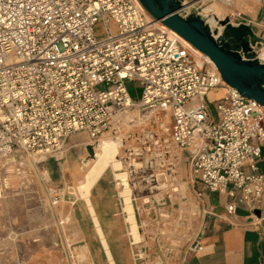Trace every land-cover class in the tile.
Segmentation results:
<instances>
[{
  "label": "built area",
  "instance_id": "1",
  "mask_svg": "<svg viewBox=\"0 0 264 264\" xmlns=\"http://www.w3.org/2000/svg\"><path fill=\"white\" fill-rule=\"evenodd\" d=\"M234 1L179 0L177 13L198 15L214 40L234 49L203 8L223 5L230 10L223 19L250 26ZM256 37L258 58L264 36ZM197 51L139 0H0V162L15 160L12 173H0V193L10 174L39 175L47 160L61 159L72 133L85 132L92 143L120 139L129 177L152 190L175 193L185 163L194 183L226 196L229 214L243 207L258 223L264 107L225 83L213 64L199 63ZM126 81L141 85L137 99ZM217 88L224 94L208 102ZM202 250L196 240L186 249Z\"/></svg>",
  "mask_w": 264,
  "mask_h": 264
},
{
  "label": "rangeland",
  "instance_id": "2",
  "mask_svg": "<svg viewBox=\"0 0 264 264\" xmlns=\"http://www.w3.org/2000/svg\"><path fill=\"white\" fill-rule=\"evenodd\" d=\"M241 1L242 3L234 2L231 8H245L241 10L252 20L254 13L248 8L252 7L255 10L260 7V4L257 0ZM203 8L204 11L217 13L220 20L230 12L227 7L215 3L207 4ZM213 8H216L218 12H215ZM110 26L112 27L113 24L110 23ZM102 30V24L98 23L94 29L95 34L101 36ZM259 51L260 49L258 53ZM197 57L199 63L203 59L206 60L204 56L197 55ZM126 88L133 99H137L141 94L142 88L139 82L126 81ZM223 94L224 90L217 88L211 90L206 99L212 102ZM140 131L141 128L132 130L136 132V136ZM123 132L120 133V137L124 135ZM86 136L85 132H75L67 142L73 145L68 152L84 157V166L79 164L84 172L89 166V161L87 162L86 159L93 155V153L88 154L85 144L88 143L97 153L100 151L99 142L91 143ZM262 150L264 153V148ZM122 153L121 148L116 158L123 163L124 168L113 171L111 167H107V174H111L112 171L114 173L128 171L126 162L129 160L121 158ZM10 158L13 159V157ZM12 159L8 158L0 162L3 165L0 171L2 175L6 170L12 173L15 164V160ZM19 160L16 159L18 162ZM257 165L260 172L264 171V161L258 162ZM184 170L189 171L188 165ZM10 175H12V188L0 193V264H92L90 254L87 260L78 257V252L83 247L87 248L84 245L86 242L89 244L90 251L94 254L97 250L103 259V264H107L105 249L100 239L96 235L86 238L87 240L83 238L75 215L78 205L84 201L93 221L90 209L93 207L89 198L87 201L84 191L79 189L80 181L74 187H66L62 190L50 183L44 185L39 179L41 176L44 177L41 173L38 175L36 172L27 171L20 180L16 176L13 177L14 174ZM180 178L184 182L190 179L184 173ZM116 182L117 180L114 181V185L110 184L108 201L113 196L116 197L119 200V211L116 215L109 217L112 221V229H106L103 232L110 243L117 264L173 263L176 253L181 249L184 251L187 249L195 230L196 212L189 211L186 216V212L182 210L188 206L186 191L179 194L170 189L152 190L150 185L147 186L142 181V177H128L131 203L137 225L139 224L138 231L142 236L138 243H132L133 240L127 233L129 232L128 224L124 222L125 212L123 211V194H121L123 187L116 186ZM87 220L90 222L89 216Z\"/></svg>",
  "mask_w": 264,
  "mask_h": 264
},
{
  "label": "crops",
  "instance_id": "3",
  "mask_svg": "<svg viewBox=\"0 0 264 264\" xmlns=\"http://www.w3.org/2000/svg\"><path fill=\"white\" fill-rule=\"evenodd\" d=\"M240 1L235 0L234 2L242 3ZM241 9L245 8L241 7ZM248 9L254 13L252 24L250 25L254 34L260 37L264 36V8L260 5L255 10L252 7ZM69 137L66 140L61 159L55 160L51 158L47 160L41 165L39 171L44 176L39 177V179L43 178L47 184L50 183L62 190L66 187H74L83 179L84 173V169L81 166L84 163V157L76 156L72 152H68L73 146L67 143ZM86 137L90 141L89 136L87 135ZM86 147L89 153L91 146L87 143L85 144ZM263 148L264 145L261 147L262 154L258 162L264 161ZM80 163L81 165H79ZM186 166L184 163L181 174L183 175L184 173L190 179L182 182L185 184L188 201L191 199L196 204V209L194 210L196 212V216L194 217L195 230L190 242L194 240L198 241L203 246V250L199 253H190L181 249L176 253L174 262L172 261L173 263L171 264H264V205L259 215H257L259 218L258 223L253 221L250 213L243 207H238L234 213L229 214L225 208L226 196L210 191L203 185L194 183L191 179L190 171L184 170ZM113 171L111 174H107L105 170L91 186L89 192L91 205L103 231L112 229V221L109 217L110 215H116L119 211V200L116 197L113 196L108 201L110 184L114 185V181L116 180V173ZM31 173L34 172L31 171ZM261 173L264 174V171H261ZM11 176L6 177L7 186L2 188V192L12 188ZM16 178L21 179V177L17 176ZM188 213L189 211L185 215L187 216ZM75 215L81 227L83 238L88 239L94 235L98 238L91 215L84 201L78 205ZM88 216L90 222L87 220ZM84 245L89 250L92 264H103V259L98 251L95 250L93 254L90 251L88 242ZM108 245L115 264H117L110 243Z\"/></svg>",
  "mask_w": 264,
  "mask_h": 264
},
{
  "label": "water",
  "instance_id": "4",
  "mask_svg": "<svg viewBox=\"0 0 264 264\" xmlns=\"http://www.w3.org/2000/svg\"><path fill=\"white\" fill-rule=\"evenodd\" d=\"M139 1L156 19L206 55L225 83L264 107V63L258 60L252 49L257 37L249 25L233 26L227 18L219 20L224 26L220 39H228L234 47L231 49L213 39L208 26L203 25L198 15L183 17L178 14L179 0ZM239 49L245 54L244 58ZM89 153H93L91 147ZM254 213L259 215L260 211Z\"/></svg>",
  "mask_w": 264,
  "mask_h": 264
},
{
  "label": "bare ground",
  "instance_id": "5",
  "mask_svg": "<svg viewBox=\"0 0 264 264\" xmlns=\"http://www.w3.org/2000/svg\"><path fill=\"white\" fill-rule=\"evenodd\" d=\"M185 6L187 7L188 4ZM213 9L215 10V12H218L216 8H213ZM204 12L206 13L207 17H209L210 25H213V26L217 25L218 21L220 20V18H218V14L217 13L214 14L212 13L214 11H208V10ZM197 55L204 56L206 58V61L213 64L212 61L206 55L201 53L199 50L197 51V54H196V60L198 62L199 60H198ZM258 58L264 59V47L260 48V51L258 53ZM98 146L100 147V151L97 153L93 149L92 157L86 159L87 162L89 161L88 162L89 166L84 172V176H83L84 179L80 181L79 183V189L81 191H84V195L87 201H89L88 198H89V192H90L91 186L103 174V172L106 170L107 167H111L114 171L121 170L124 168L123 163L116 158V156L119 154L120 147H121L120 139L115 140V139L105 136L100 140V142L98 143ZM115 175H116L115 177H118L116 178L117 180L116 185H118L119 188L123 187V191L121 192V194H123V204H124L123 211L125 212L124 222L128 224V229H129V232L127 233L133 240L132 243H138L139 240L142 239V236L140 235L138 231L139 224L137 225L135 213H134V207L131 203V197H130L131 188L129 187V184H128L129 173L128 171H125V172H118ZM177 184H178L177 188L174 189L176 191L175 193L179 192V194L181 193L183 194L186 191L185 184L184 183L183 184L177 183ZM187 204L188 206L182 208V210H184L185 212L194 211L196 209V204L191 199H189ZM90 209L93 215L94 227L98 235V238L100 239L101 244L105 249L107 260L109 264H115V261L112 257L105 234L94 213V210L92 208ZM66 219L68 221L69 217L67 216ZM78 257H80L81 259L87 260L89 258L88 248L83 247L82 250L78 252Z\"/></svg>",
  "mask_w": 264,
  "mask_h": 264
}]
</instances>
